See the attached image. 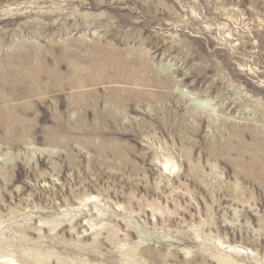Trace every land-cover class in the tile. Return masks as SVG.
I'll return each mask as SVG.
<instances>
[{"label":"rangeland","instance_id":"obj_1","mask_svg":"<svg viewBox=\"0 0 264 264\" xmlns=\"http://www.w3.org/2000/svg\"><path fill=\"white\" fill-rule=\"evenodd\" d=\"M0 264H264V0H0Z\"/></svg>","mask_w":264,"mask_h":264}]
</instances>
